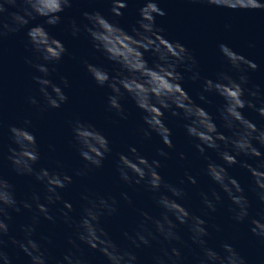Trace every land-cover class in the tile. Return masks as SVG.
Instances as JSON below:
<instances>
[{
	"label": "clouds",
	"instance_id": "clouds-1",
	"mask_svg": "<svg viewBox=\"0 0 264 264\" xmlns=\"http://www.w3.org/2000/svg\"><path fill=\"white\" fill-rule=\"evenodd\" d=\"M74 0H0V42L10 33L19 32L29 25L36 17H45L43 24L28 28L26 33L28 44L36 54L35 61L25 58V62L36 69L40 75H33V80L39 86L38 91L44 98L48 107L60 108L69 99L64 88L69 87L66 76L60 77V84L50 78L55 68L50 64L59 63L68 53V49L57 38L52 36L44 25H57L61 22V15L66 8H70ZM209 6L223 7L238 11H264V0H199ZM111 12L114 16L123 15L121 9L127 7V0H111ZM88 23L82 28L91 40L92 48L103 54L106 60L112 62L114 74H110L103 64L82 61L87 73L95 83L111 90L107 97L108 106L114 109L121 118H126L125 108L121 100L127 94L136 106L145 113L142 117L147 128H140L144 139H150L156 133L164 145L173 148L171 129L164 123L165 112H170L174 117L182 118L184 128L189 137L195 141V148L204 156L205 146L217 151L219 158L224 162L216 163L208 156L204 171L215 185L209 192L199 193L202 203L210 212L217 210V205L222 202V191L231 202L229 211L237 222L250 219V231L264 241V213L261 219L249 217L251 207L249 199L244 195V189L239 181L231 176L227 166L239 163L251 173L259 200L264 203V157L256 141L264 147V128H258L241 111L245 107L256 108L252 99L261 95L258 86L248 88L249 83L247 68L256 69L257 64L247 59L244 55L234 51L225 43L219 44L222 56L240 75L233 78L227 72H219L216 80L201 77L198 62L192 52L179 41H170L162 33L164 29L157 26L156 16H165L164 9L159 7L157 0H144L139 9L140 19L136 21L138 27H133L131 33L126 32L116 22L108 19L98 10L82 13ZM72 35L79 36L81 25L75 20L70 23ZM150 51L156 60L152 65L144 58V52ZM41 61V62H37ZM191 73L193 81L203 80L202 91L199 99L209 103L205 93H215L223 98V104L218 108L219 118L223 121V128L230 134L226 135L218 129L213 115L204 107L197 104L183 88L181 81L184 79L179 69ZM61 84L63 87H61ZM32 105H39L35 95L28 97ZM43 109V105H39ZM264 116V106L256 109ZM32 121L25 119L23 126L10 125L11 141L13 146L8 147L7 159L17 174L34 176L44 187L43 200L40 194L33 192L29 198L18 200L15 195L14 185L0 173V261L3 264H12L9 254L5 251L10 242L18 247L29 257V264H89L83 257L86 245L90 249L99 251L106 257L108 264H138V256L127 247H121L103 228L101 218L112 216L118 212L117 198L111 194L85 192L81 194L83 203L80 208L79 219H74L69 213L73 212L72 203L62 199L59 189H64L73 183V177L63 170V162L56 161L55 169L34 167L41 159L39 144L35 134L29 130ZM72 131L73 146L85 162L82 169L76 170V175H87L92 168H101L103 161L112 152L108 137L93 123L77 117L69 121ZM158 155L168 158L169 153L163 148L157 150ZM241 154L256 157V165L247 160L238 161ZM180 158L186 159L184 153ZM117 171L120 180L125 184L141 185L151 191L156 204L161 209L158 217L152 216L147 211L140 210L142 217L134 233L124 232V236L139 248L141 244L150 245L155 240L161 244L159 255L153 259V264H183L184 256L181 248L176 244L186 246L177 231L178 225L186 226L190 232V239L200 248V255L196 264H248L246 258L230 243L221 244L222 251H216L208 246L207 237L210 236L205 227L207 221L201 216L192 213L180 201L188 193L183 187L185 180L173 184L164 179L157 171L161 167L158 159L149 160L141 155L136 147H130L129 154L117 153ZM87 170V171H86ZM186 180L196 184V178L185 172ZM255 190V189H254ZM170 194V195H169ZM123 200L129 205L131 198L127 193L121 194ZM62 202L63 208L59 209L65 224L72 229V235L67 239L69 247L62 259L51 256L47 244L52 243L50 236L41 240L34 239L36 226L40 216L54 221L53 206ZM21 206L33 212L31 223L21 226L22 239L9 235V223L13 217L11 211L20 212ZM207 214V213H205ZM217 231L222 229L217 226ZM7 237V239H5ZM176 242V243H173ZM167 244L169 247L163 245Z\"/></svg>",
	"mask_w": 264,
	"mask_h": 264
},
{
	"label": "water",
	"instance_id": "water-1",
	"mask_svg": "<svg viewBox=\"0 0 264 264\" xmlns=\"http://www.w3.org/2000/svg\"><path fill=\"white\" fill-rule=\"evenodd\" d=\"M143 3L144 0H127V7L121 9L123 15L116 17L111 12V0H74L70 8L59 13L62 17L59 24L44 25L48 32L68 49V53L59 63L49 65L50 69L55 68L50 78L56 83H61V76H66L69 80V87L64 88L69 99L60 108L47 106L38 91L39 86L32 78L33 75H40V73L25 62L26 57L35 61L36 56L28 44L26 35L28 28L43 24L46 18L36 17L19 32L10 33L3 38L0 42V173L14 185L18 200L29 198L33 192H36L40 194L41 202H44L43 185L34 176L17 174L7 159L8 147L15 146L12 145L9 126H23L25 119L31 120L29 130L35 134L41 153V159L34 167L37 170L41 167L55 169L56 161L60 160L64 165L63 170L73 177L72 184L59 189L62 199L73 205L74 211L69 215L74 219H79L83 203L82 193L115 196L118 201V212L101 218L103 228L121 247L130 248L136 253L138 264H153L154 257L160 254V243L153 240L150 245L141 244L139 248H136L124 236V232L130 235L134 233L138 222L142 219L139 215L140 210L147 211L156 217L161 212L153 198L154 194L143 183L129 186L120 180L117 171V153L127 155L130 147H136L141 155L149 160L161 161V167L157 171L165 180L173 184H179L180 180H185L183 187L188 195L180 202L192 213L207 221L205 227L210 233V236L206 238L209 247L219 252L222 251L221 244L227 242L246 258L248 264H264V241L250 231L249 218L243 222H237L232 218L233 214L229 211L231 202L226 194L220 192L222 202L217 205L215 212L208 211L202 203L199 195L201 191L209 192L212 187L220 191L204 171L208 163L204 156H208L216 163H224L217 151L205 146V153L202 156L194 146L197 141L186 133L185 121L180 117L172 116L167 111L164 123L171 129L174 147L168 148L163 144L161 137L154 132L150 139H144L140 131L141 127L147 128L142 119L145 114L143 110L138 108L131 97L125 94L121 104L126 110V118H121L114 109L108 106L107 97L111 94V90L107 85L98 86L84 67L82 61L87 60L90 63L103 64L110 74H114L112 62L92 48L90 38L83 31L82 25L88 21L82 13L98 10L126 32L131 33L133 27H138L136 21L140 19L139 9ZM157 3L166 12L165 16H156L157 26L164 29L162 35L170 41L181 42L192 52L198 62V68L194 71H199L201 77L216 80L217 74L223 71L238 79L240 74L232 68L220 52L219 44L221 43L229 45L234 51L257 64L254 70L245 66L249 77L246 87L258 86L261 95L248 97L245 93L246 98L253 100L256 108L245 107L241 111L258 128H264V116L256 110L264 106V11H233L223 7L209 6L199 0H157ZM72 20L81 25L79 36L72 35L70 28ZM144 58L149 65L156 60L150 51L144 52ZM179 71L184 76L181 84L189 96L213 115L214 122L220 131L225 132L226 135L230 134L223 128V121L218 113V108L223 104V98L215 93H205L210 102L201 101L199 93L202 91L203 80L193 81L190 79V72L182 68ZM61 87H63L62 84ZM32 95L36 96L39 105H43V109L29 102L28 97ZM77 117L90 121L101 130L108 137L112 149L103 161V166L92 168L91 171L86 170L87 175H76V170L82 169L85 163L73 146L72 131L69 125V121ZM253 143L264 157V147L256 141ZM160 148L169 153L168 158L158 155L157 150ZM180 153H184L186 159L182 160ZM237 159L238 161L247 160L255 166L258 158L241 154ZM225 167H228L229 174L239 181L244 189V195L250 201L249 217L261 219V214L264 213V203L258 198L259 189H256L249 170L241 167L239 163L230 167L225 165ZM185 172L193 175L197 183H188L184 176ZM122 193L128 194L132 200L131 205L123 200ZM61 208H63L62 202H57L53 206L54 221L40 216L33 237L41 240L44 236H50L51 244H47L46 241L42 242L55 259H62L63 253L71 247L67 239L73 232V229L64 223L60 215L59 209ZM10 212L13 219L9 223V235L22 239L21 226L31 223L33 212L22 206L20 212L11 210ZM217 226L222 231H217ZM177 231L182 240L186 242V246L176 244L181 248L185 258L183 264H196L197 257L201 254L199 246L191 241V234L186 226L178 225ZM163 246L169 247L167 244ZM82 247L84 248L83 257L89 264H108L106 257L99 251L90 249L86 245ZM5 251L9 254L12 264H29V257L10 242L6 245ZM0 264L3 262L0 261Z\"/></svg>",
	"mask_w": 264,
	"mask_h": 264
}]
</instances>
